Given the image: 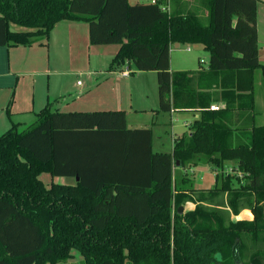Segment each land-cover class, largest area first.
Segmentation results:
<instances>
[{
	"label": "trees",
	"instance_id": "obj_1",
	"mask_svg": "<svg viewBox=\"0 0 264 264\" xmlns=\"http://www.w3.org/2000/svg\"><path fill=\"white\" fill-rule=\"evenodd\" d=\"M256 4L210 0L205 21L192 11L169 12L162 0H0V47L49 38L61 21L85 22L91 45L120 44L109 68L131 63L156 72L158 112L186 107L179 94L193 83L188 74L207 90L199 95L206 100L201 120L175 139L171 154L153 152L151 129H128L123 111L62 114L48 103L34 125L20 131L14 124L0 135V264H61L73 250L84 264H264V251L248 247L264 243ZM175 43L204 48L208 67L172 74ZM211 89L231 97L222 110L207 108ZM198 157L217 170L233 162L232 172L217 175L196 208L179 214L184 195L175 194L172 168ZM43 173L78 181L47 188ZM225 194L233 215L247 207L252 220L232 222L212 204Z\"/></svg>",
	"mask_w": 264,
	"mask_h": 264
},
{
	"label": "crops",
	"instance_id": "obj_2",
	"mask_svg": "<svg viewBox=\"0 0 264 264\" xmlns=\"http://www.w3.org/2000/svg\"><path fill=\"white\" fill-rule=\"evenodd\" d=\"M152 1L136 0V3L147 4ZM162 1L169 12L185 14L192 11L201 19L208 20L210 0ZM256 11L258 60L264 65V38H261V35L264 36V33H261L264 31L261 29V26L264 29V4L262 5L259 0H257ZM49 34V38L37 39L30 45L0 47V134L11 129L14 124L18 125L22 131L34 125L37 121L36 114L46 108L48 103L53 111L62 114L123 111L128 129H151L153 152L171 154L175 139L188 137L194 122L201 120L203 109L200 105L206 100L199 95L207 90L201 88L195 76L188 74L187 77L193 83L191 87L188 86L187 90L179 94V102L186 107L173 108L169 112H158L156 72L138 71L131 63H125L115 69L109 68L111 61L119 52L120 44L91 45L88 24L85 22L61 21ZM169 49V67L172 74L198 73L202 71L201 67H208L210 54L199 45L175 43L171 44ZM203 51L207 52V66H202ZM125 71H129L128 76L123 75ZM259 82L263 87L261 74ZM254 91L255 82L253 90L255 99ZM208 92L214 94L207 107L211 111L222 110L226 104L225 99L231 98L227 92L221 93L219 89H211ZM215 106L219 109L214 110ZM255 113L257 125V120L262 119L264 114L256 111V108ZM199 158L189 161L183 167H179L177 163L172 168L175 194L184 195L180 205L183 213L194 210L198 195L212 190L217 185V175L232 172L228 169L227 163L224 165V170H217L211 166L210 162ZM230 164L232 169L233 162ZM206 169L210 171L213 187L207 189L192 187L189 172L198 174L199 180L202 181L205 173L203 171ZM181 180L186 183H181ZM50 181L51 184L74 185L76 178L51 176ZM189 189L192 191H181ZM227 197V194L220 195L212 204L222 202L219 199L223 198L226 201ZM203 205L210 204L207 202ZM223 209L230 212L229 217L232 222L250 221L253 218L247 207L239 208L237 215H233L228 206Z\"/></svg>",
	"mask_w": 264,
	"mask_h": 264
},
{
	"label": "rangeland",
	"instance_id": "obj_3",
	"mask_svg": "<svg viewBox=\"0 0 264 264\" xmlns=\"http://www.w3.org/2000/svg\"><path fill=\"white\" fill-rule=\"evenodd\" d=\"M139 1H143V0H139ZM259 2L262 5L264 4L263 0H259ZM129 3L135 4L136 0H130ZM140 3H142V2H140ZM262 14H263V12H262ZM256 17H257V15H256ZM260 17L262 18L263 15ZM10 27L14 31L22 30L20 27L14 25V24H11ZM261 29L264 30L262 26H261ZM261 33L263 34L264 31H262ZM261 38L263 39L264 36L261 35ZM203 60H204V64H202V66H207V63H208L207 52H204ZM195 64H197V62ZM254 75H255L254 76V82H255V91H254L255 94L254 95H255V99H256V107L255 108H256V111L262 112L264 114V88L261 86V83L259 82V76H260L259 71L257 70V72H255ZM258 124H264V115H263L262 119L257 120V125ZM19 130L22 131V129H19ZM0 135H2V134H0ZM163 150H166V149H163ZM227 166H228V169L231 170L230 169V166H231L230 162H227ZM203 172H205V173L203 175L202 181L199 180L198 174L194 175V174H191L192 172H189V174H190L189 176L192 178V182H191V183H193L192 187H195L198 189H207V188L213 187L212 177L210 175V171L206 169ZM40 179L47 188H48V186L51 185V183H50L51 182L50 181L51 176H49L48 174L47 175H41ZM56 184H58V183H56ZM223 199H221V200L219 199V201H222V202H218L217 204L221 205V206H223V208H225L227 205L225 203V199L224 200ZM248 247H249V249H251V251H255V250H260V251L263 250L264 251V243L263 242L262 243L259 242L257 245L252 246L251 241H249ZM72 253H73L72 259H69V260H67L66 263H61V264H84V263H82V258L80 256V254L76 250H73Z\"/></svg>",
	"mask_w": 264,
	"mask_h": 264
},
{
	"label": "water",
	"instance_id": "obj_4",
	"mask_svg": "<svg viewBox=\"0 0 264 264\" xmlns=\"http://www.w3.org/2000/svg\"><path fill=\"white\" fill-rule=\"evenodd\" d=\"M176 164H177V163H176ZM77 181H78V179L76 178V182H77ZM178 208H179V209H178V213H179V214H182V213H183V208H182L181 206L178 207ZM215 257H216L217 260H219V255H216Z\"/></svg>",
	"mask_w": 264,
	"mask_h": 264
},
{
	"label": "built area",
	"instance_id": "obj_5",
	"mask_svg": "<svg viewBox=\"0 0 264 264\" xmlns=\"http://www.w3.org/2000/svg\"><path fill=\"white\" fill-rule=\"evenodd\" d=\"M152 3H155V0L152 1ZM123 75L128 76L129 75V71H125L123 72ZM214 110H218L219 108L217 106L213 107Z\"/></svg>",
	"mask_w": 264,
	"mask_h": 264
}]
</instances>
